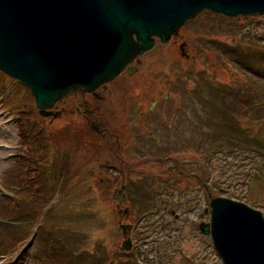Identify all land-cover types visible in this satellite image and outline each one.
I'll return each mask as SVG.
<instances>
[{
  "label": "rangeland",
  "instance_id": "obj_1",
  "mask_svg": "<svg viewBox=\"0 0 264 264\" xmlns=\"http://www.w3.org/2000/svg\"><path fill=\"white\" fill-rule=\"evenodd\" d=\"M213 23L215 26L211 27ZM231 28L236 31L235 34L229 31ZM185 33L191 37L189 38L191 45L198 44L203 49L202 57L197 62L187 63L179 50L174 54L171 53L170 46L158 47L147 56L148 62L157 63L156 70L160 72L170 71L172 79H175L177 70L181 68L186 70L187 68L186 72L191 76L190 93L182 98L183 109L173 120V130L168 129L166 130L167 133L155 130L153 137L141 136L138 137L137 142L140 143L143 139L146 141L144 143L149 145L151 144L149 141H153L152 144L162 150L158 154L174 155L175 160L185 165L187 173L199 174L201 181L210 184L214 193H222L225 197L233 194L234 198L232 199L244 202L264 214V207L251 202L264 205V159L261 152H257L254 148V145L258 146V144L252 142L259 137L264 138V133L252 129L257 121L247 120L248 116L240 117L238 107L234 103L233 113L229 111V108L221 111L224 108L223 101L216 103L213 105L214 107L211 106L214 95L212 86L222 88L224 83L226 85L232 84L236 89H255L256 86L250 85L248 81H251L248 79L252 78L257 81L252 71L255 73L257 71L259 75L263 76L264 67L249 52L243 54L241 60L238 61L240 69L238 70L232 64L229 65L225 58H221V53L215 55L213 50L208 51L202 45V39L213 40L212 36L215 37L214 40L227 46L249 44V39L264 43V15L250 17L243 22L224 19L221 15L204 12L189 23L183 30V34ZM235 36L236 40H234ZM210 49L212 48L210 47ZM228 52V55L233 59L236 52L235 48H228ZM163 75L162 73L161 77ZM13 86L17 92L20 91L25 94L21 96L22 99L28 97L25 87H19L15 84ZM10 90V84L5 81L3 96H6V100ZM246 102L242 100L240 105ZM8 106L10 107V103ZM224 115L229 116L226 123L235 124L232 126L238 132L236 140H232L233 132L228 131L222 122L225 119ZM125 116L128 128L133 127L129 116L127 114ZM59 124L60 121L56 120L53 127L56 129ZM65 126L67 125H64V128H66ZM245 126H247L246 131H244ZM17 133V124L12 120V117L0 116V182L4 184L14 183L12 181L7 182L6 179L7 175L12 173L11 166L13 164V162L7 161V158L12 153V146L18 144ZM129 136L130 133L125 135V139H128ZM219 141H223L227 145H231V141L232 145L244 144L245 142L248 145L237 151ZM69 143L70 141L66 140L61 145L67 147ZM149 156L155 158L152 153ZM129 162L137 165L133 159H130ZM174 162L168 161L162 165L152 163V168L157 173L166 172L168 174V171L173 170ZM102 173L105 171L102 170ZM193 178L190 176L188 180L189 187L187 186L188 195L186 197L175 196L174 190H172L174 199H167L170 197L168 195L164 199H157L155 213L151 210L141 211L143 213L139 214L137 223L140 229L136 232L137 248L132 255L136 258L137 264H220L212 251L209 237L201 235L198 229L201 222L209 221L210 210L207 194L202 191L204 185H201L202 190H196L195 178ZM170 183L172 186L174 185L172 181ZM213 188L215 189L213 190ZM91 191L89 189V192ZM77 193L75 198L82 197L84 192L81 190ZM93 196L85 197L84 200L82 198L76 201L74 199L62 200L60 209L57 208L54 214L50 215L52 217L50 223L60 226L54 234L56 245L60 246L62 238L69 236V232H66L68 228L73 233L72 235H75L79 240L80 247L86 252L89 251L90 255L96 258V255L102 256L101 252L115 251L121 243L122 237L113 204V202L119 203L120 201L106 199L103 202ZM121 202L124 203V201ZM5 203L0 202V215L20 211V209L14 211L4 207ZM25 205L29 209L31 206L35 207L29 199L26 200ZM133 205L135 208L141 209L147 205V201H138ZM167 207L169 208L167 209ZM74 227L81 230L86 236L76 234ZM10 233L14 234V231H10ZM16 238L9 236L7 241L14 243ZM87 238H89L88 244ZM93 242H98L94 248L91 246ZM33 245L32 242V247L28 248L21 264H33L35 260H40L38 264H43L48 258V253L44 247H37L36 245L33 247ZM81 257H76V261H80ZM67 264L69 263L67 262Z\"/></svg>",
  "mask_w": 264,
  "mask_h": 264
},
{
  "label": "water",
  "instance_id": "obj_2",
  "mask_svg": "<svg viewBox=\"0 0 264 264\" xmlns=\"http://www.w3.org/2000/svg\"><path fill=\"white\" fill-rule=\"evenodd\" d=\"M203 9L254 14L264 12V0H0V68L27 82L40 104L53 101L111 80L153 46L151 36L167 40ZM211 206L226 263L264 264L261 214L226 199Z\"/></svg>",
  "mask_w": 264,
  "mask_h": 264
},
{
  "label": "flooded vegetation",
  "instance_id": "obj_3",
  "mask_svg": "<svg viewBox=\"0 0 264 264\" xmlns=\"http://www.w3.org/2000/svg\"><path fill=\"white\" fill-rule=\"evenodd\" d=\"M140 63V62H139ZM138 69H136V73H138ZM127 74V73H126ZM98 97V96H97ZM77 98H78V96H77ZM83 114L82 115H84L85 117H86V113H88V112H82Z\"/></svg>",
  "mask_w": 264,
  "mask_h": 264
}]
</instances>
